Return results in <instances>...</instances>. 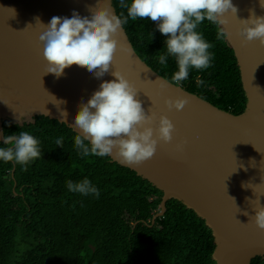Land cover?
<instances>
[{"label": "water", "instance_id": "95a60500", "mask_svg": "<svg viewBox=\"0 0 264 264\" xmlns=\"http://www.w3.org/2000/svg\"><path fill=\"white\" fill-rule=\"evenodd\" d=\"M232 2L239 11L237 17L226 14L225 27L240 70L244 105L239 113L156 71L139 55L124 25L116 35L112 65L103 77L77 65L59 78L45 74L47 62L39 40L44 26L37 18L45 25L54 16L72 18L74 12L91 18L98 7H111L118 15L113 0H0V139L6 137L3 119L23 125L45 114L74 125L80 106L101 83L114 80L112 72L118 71L138 90L136 98L145 112L155 114L151 127H158L161 116L175 125L173 141H160L154 156L140 165H127L115 153L111 155L163 189L161 209L153 221L164 214L167 200L176 197L212 228L218 264H251L255 256L264 257V231L248 223L243 214L254 215L252 200L259 198L264 205V46L259 41L244 42L239 35L244 27L240 20L248 19L251 10L264 16V8L260 0ZM177 98L188 103L182 111H169L165 100ZM62 111L67 112L66 118Z\"/></svg>", "mask_w": 264, "mask_h": 264}, {"label": "trees", "instance_id": "16d2710c", "mask_svg": "<svg viewBox=\"0 0 264 264\" xmlns=\"http://www.w3.org/2000/svg\"><path fill=\"white\" fill-rule=\"evenodd\" d=\"M113 2L118 15L127 16L120 0ZM124 27L139 55L171 80L178 65L171 56L167 67L159 63L168 37L157 23L129 17ZM197 31L213 45L211 66L190 68L181 84L221 108L241 112L233 47L216 39L217 25L207 20ZM3 125L5 136L27 131L37 138L40 156L26 171L14 161H0V264H218L212 228L195 209L171 197L164 214L153 221L163 189L111 155L82 157L75 147L78 133L66 122L37 114L23 125L12 119H3ZM61 137L59 146L55 140ZM0 147H8L2 139ZM85 178L98 197L68 190V180ZM251 264H264V257L255 256Z\"/></svg>", "mask_w": 264, "mask_h": 264}, {"label": "clouds", "instance_id": "9594fccd", "mask_svg": "<svg viewBox=\"0 0 264 264\" xmlns=\"http://www.w3.org/2000/svg\"><path fill=\"white\" fill-rule=\"evenodd\" d=\"M120 7L127 9V16L116 15L111 7H98L92 10L91 18L74 12L72 18L54 16L47 25L37 18V23L44 26L39 40L47 62L45 74L59 78L65 69L77 65L87 68L97 78L103 77L109 72L118 48L116 35L130 17L132 21L150 19L156 22L158 30L168 37L166 53L160 54L158 59L167 67L168 57L175 58L178 71L171 81L179 85L188 78L190 68L204 70L211 66L209 49L213 45L197 31L198 26L207 20L217 25V40H230L231 33L225 27L229 22L226 14L230 12L237 17L239 11L232 0H131L130 5L120 0ZM260 7L264 8V0H260ZM240 21L244 27L239 35L244 42L259 41L264 46V16H256L251 10L249 18ZM112 75L114 80L101 83L99 90L80 106L71 126L78 133L75 147L82 157H106L115 153L127 165H140L154 156L160 141L166 144L173 141L175 125L167 116H161L158 127H151L155 114L145 112L136 98V87L122 73L114 71ZM187 103L186 98L165 100L169 111H182ZM67 115L66 111L61 112L62 117ZM39 143L27 131L8 135L4 137V145L8 147H0V161H14L26 171L27 165L40 156ZM55 143L62 146L63 138H57ZM246 185L242 186L251 188ZM66 186L70 192L85 196L98 197L100 194L87 178L78 183L68 180ZM252 201H255L254 215L247 211L243 214L249 217L248 223L264 231V205L259 198Z\"/></svg>", "mask_w": 264, "mask_h": 264}]
</instances>
